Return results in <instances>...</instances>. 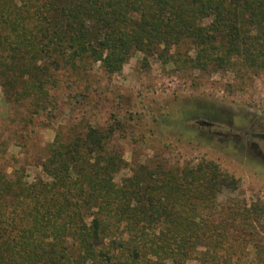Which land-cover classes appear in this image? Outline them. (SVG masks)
<instances>
[{"label": "trees", "instance_id": "obj_1", "mask_svg": "<svg viewBox=\"0 0 264 264\" xmlns=\"http://www.w3.org/2000/svg\"><path fill=\"white\" fill-rule=\"evenodd\" d=\"M133 52L264 71V0H0V87L26 104L20 130L55 109L57 72L120 74ZM118 126L56 132L32 181L0 169V264H264V205L219 204L238 181L212 161L127 164Z\"/></svg>", "mask_w": 264, "mask_h": 264}, {"label": "rangeland", "instance_id": "obj_2", "mask_svg": "<svg viewBox=\"0 0 264 264\" xmlns=\"http://www.w3.org/2000/svg\"><path fill=\"white\" fill-rule=\"evenodd\" d=\"M51 90L56 107L21 130L26 104L4 103L0 87V169L15 168L32 181L39 174L42 149L56 132L79 124L122 127L109 145L127 164L160 163L168 169L212 161L233 176L237 189L218 194L221 205H264V142L245 146V133H264V71L238 64L199 71L164 63L156 56L133 52L120 74L108 75L100 64L83 72H57ZM154 119V120H153ZM206 121L212 127L198 126ZM145 139L144 142H142ZM263 157V158H262ZM130 174L126 167L115 182ZM249 260L253 249H249Z\"/></svg>", "mask_w": 264, "mask_h": 264}, {"label": "water", "instance_id": "obj_3", "mask_svg": "<svg viewBox=\"0 0 264 264\" xmlns=\"http://www.w3.org/2000/svg\"><path fill=\"white\" fill-rule=\"evenodd\" d=\"M197 125L207 126V127L211 126V124L206 121H197ZM255 136L256 138L264 141V133L256 134Z\"/></svg>", "mask_w": 264, "mask_h": 264}, {"label": "flooded vegetation", "instance_id": "obj_4", "mask_svg": "<svg viewBox=\"0 0 264 264\" xmlns=\"http://www.w3.org/2000/svg\"><path fill=\"white\" fill-rule=\"evenodd\" d=\"M211 124V123H210ZM205 127H207V126H205ZM209 127H212V124H211V126H209ZM256 134H252V136L254 137V138H256V136H255ZM256 139H258V138H256ZM260 140V139H259ZM262 142H264L263 140H261Z\"/></svg>", "mask_w": 264, "mask_h": 264}]
</instances>
